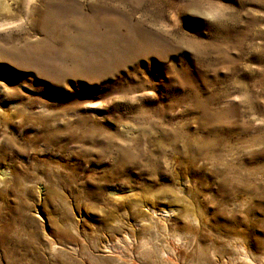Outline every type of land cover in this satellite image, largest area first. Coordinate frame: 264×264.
<instances>
[{"label":"rangeland","instance_id":"obj_1","mask_svg":"<svg viewBox=\"0 0 264 264\" xmlns=\"http://www.w3.org/2000/svg\"><path fill=\"white\" fill-rule=\"evenodd\" d=\"M0 264H264V0H0Z\"/></svg>","mask_w":264,"mask_h":264}]
</instances>
